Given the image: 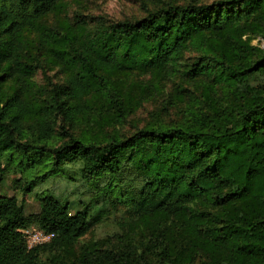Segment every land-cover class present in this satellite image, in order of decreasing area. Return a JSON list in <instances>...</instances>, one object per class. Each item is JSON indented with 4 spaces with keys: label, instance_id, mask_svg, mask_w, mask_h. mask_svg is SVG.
Wrapping results in <instances>:
<instances>
[{
    "label": "trees",
    "instance_id": "obj_1",
    "mask_svg": "<svg viewBox=\"0 0 264 264\" xmlns=\"http://www.w3.org/2000/svg\"><path fill=\"white\" fill-rule=\"evenodd\" d=\"M64 1L0 0V175L28 193L78 165L89 198L46 192L34 218L0 198V264H264V0L169 1L94 34L44 24ZM46 67L62 82L37 86ZM179 73L193 90L123 135ZM117 212L121 232L74 251ZM32 222L54 237L28 250Z\"/></svg>",
    "mask_w": 264,
    "mask_h": 264
},
{
    "label": "rangeland",
    "instance_id": "obj_2",
    "mask_svg": "<svg viewBox=\"0 0 264 264\" xmlns=\"http://www.w3.org/2000/svg\"><path fill=\"white\" fill-rule=\"evenodd\" d=\"M169 1L183 2L182 0H65L62 9L56 15H52L45 20L44 24L56 29H60L66 23L73 25L80 24L86 28L88 34H94L98 29L113 22L142 18L146 15L147 10L159 8ZM204 1L211 2L212 0ZM252 43L264 48V41L260 38H253ZM194 54V52H188L185 60ZM123 78L127 83H130L133 80H138L139 78L145 79L146 77L134 73ZM62 80L63 73L58 68L46 67L44 70H38L35 74L36 84L41 88H48L51 83H60ZM250 82L256 86H262L264 85V78L254 77ZM180 88H185L189 91L193 90V85L186 84L181 77V73L174 76L167 83L163 94L160 93L153 97L137 112L131 115L129 117V123L121 126L119 131L123 135H130L135 131V126H144L151 119L153 112H162L165 102L168 100V95H166L167 91L173 92V90ZM182 107L183 105L179 104L175 106V109H170L173 113L170 117L166 116L164 112L166 121L180 119L182 114L179 110ZM20 177L21 171L18 169L0 175V198H6L8 200L15 199L20 205H23L27 217L34 218L39 213L40 205L38 198L46 192H52L65 201H68L71 204L72 213L78 211L81 207V202L89 198L86 186L79 177L78 165H69L62 173L43 183L37 184L28 193H25L19 187L18 180ZM121 214V212H117L109 219L95 224L91 231L75 246L74 251H79L85 244L106 239L117 231L121 232L122 230H120L121 227L119 226ZM28 227L38 228L35 222L30 223ZM134 233L136 239L148 234L146 230L141 231L138 227Z\"/></svg>",
    "mask_w": 264,
    "mask_h": 264
},
{
    "label": "built area",
    "instance_id": "obj_3",
    "mask_svg": "<svg viewBox=\"0 0 264 264\" xmlns=\"http://www.w3.org/2000/svg\"><path fill=\"white\" fill-rule=\"evenodd\" d=\"M19 232L23 235L28 250L38 246V245H42L45 243L50 242L53 237L54 234L53 233H48L40 228H31V227H21L19 229Z\"/></svg>",
    "mask_w": 264,
    "mask_h": 264
}]
</instances>
